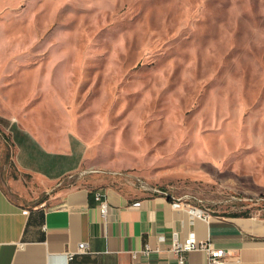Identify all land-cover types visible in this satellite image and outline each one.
<instances>
[{
	"label": "rangeland",
	"instance_id": "rangeland-1",
	"mask_svg": "<svg viewBox=\"0 0 264 264\" xmlns=\"http://www.w3.org/2000/svg\"><path fill=\"white\" fill-rule=\"evenodd\" d=\"M0 102L87 143L64 183L264 215V0H0ZM13 150L1 184L41 197Z\"/></svg>",
	"mask_w": 264,
	"mask_h": 264
},
{
	"label": "crops",
	"instance_id": "crops-1",
	"mask_svg": "<svg viewBox=\"0 0 264 264\" xmlns=\"http://www.w3.org/2000/svg\"><path fill=\"white\" fill-rule=\"evenodd\" d=\"M10 112L12 106L5 110L0 102V127L11 137L18 171L31 177L42 196L17 200L0 182V264H179L175 236L182 240L192 232L227 251L220 264H264V215L212 212L203 218L174 207L181 198L165 193L136 196L91 186V180L64 183L82 169L87 143L75 134L49 138ZM21 189L28 192L23 184ZM97 192L108 201L106 216ZM82 242L88 251L78 252ZM68 251L77 252L69 261ZM186 264H211L210 254L191 251Z\"/></svg>",
	"mask_w": 264,
	"mask_h": 264
},
{
	"label": "built area",
	"instance_id": "built-area-1",
	"mask_svg": "<svg viewBox=\"0 0 264 264\" xmlns=\"http://www.w3.org/2000/svg\"><path fill=\"white\" fill-rule=\"evenodd\" d=\"M96 198L100 202V207L103 215L106 216L109 207L107 199L100 192L96 193ZM173 206L174 207L184 206L191 213L198 214L203 218L211 217V212L209 210L194 206L188 202L183 201L182 199H178L174 201ZM200 249L207 250L209 252L211 258V264H220L221 262H223V258L227 254V251L225 249L214 248L210 242L199 240L194 232L190 233L186 238L182 240L179 239L177 236H175L172 250L177 254L179 264H186L187 253ZM88 250H89V245L87 242H82L79 244L78 252H86ZM144 252L145 253L150 252V248H145ZM76 253L77 252H73V251L66 252L65 256L67 261L73 259Z\"/></svg>",
	"mask_w": 264,
	"mask_h": 264
},
{
	"label": "trees",
	"instance_id": "trees-1",
	"mask_svg": "<svg viewBox=\"0 0 264 264\" xmlns=\"http://www.w3.org/2000/svg\"><path fill=\"white\" fill-rule=\"evenodd\" d=\"M235 214H238V213H235ZM243 215H248V213H242Z\"/></svg>",
	"mask_w": 264,
	"mask_h": 264
}]
</instances>
